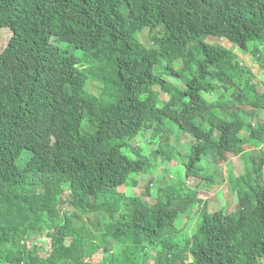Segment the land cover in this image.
Instances as JSON below:
<instances>
[{"label": "trees", "instance_id": "trees-1", "mask_svg": "<svg viewBox=\"0 0 264 264\" xmlns=\"http://www.w3.org/2000/svg\"><path fill=\"white\" fill-rule=\"evenodd\" d=\"M1 27L0 264H264V0H0ZM204 36L251 45L262 91ZM167 124L195 143L151 189L176 156ZM228 156L235 209L207 212L185 182ZM43 232L47 249L16 238Z\"/></svg>", "mask_w": 264, "mask_h": 264}, {"label": "rangeland", "instance_id": "rangeland-1", "mask_svg": "<svg viewBox=\"0 0 264 264\" xmlns=\"http://www.w3.org/2000/svg\"><path fill=\"white\" fill-rule=\"evenodd\" d=\"M11 35V30L6 27L0 28V51L4 49L7 44V41ZM201 41L207 42L209 44H215L218 46H224L230 49L237 56L238 62L242 66L248 67L254 74V81L258 83V88L262 91V86L260 84L261 64L255 60L251 54L250 49L251 45H248L247 49H240L234 43L229 42L228 40L212 37V36H204L201 38ZM165 77L174 81L173 77L170 75H165ZM166 99V96L162 93L160 94V100L158 105L162 104V101ZM257 115L260 116V120H264V111H256ZM254 123V121H253ZM169 128V139L173 144V147L176 148V152L174 158H172L170 163H164L155 171L153 182L150 185L151 189H155L156 187H160L165 183H168L170 179L181 178L184 171V163L186 162V156L190 151L191 146L195 143L193 139H191L188 135H179L175 126L166 125ZM151 136L149 132H145L144 135H139L135 138L134 144L137 147H142L144 152H148L155 148L156 144L151 143ZM158 142V138L155 139V143ZM264 154V145L258 144ZM208 159H211L210 157ZM206 159H202L201 162L196 166L194 176L188 177L187 182L185 184L189 187L195 188L198 191V197L207 203V212H212L217 207H224L226 212H231L235 209V201L236 195L230 186L229 177L238 176L244 173V162L243 159L236 156H228L227 159L222 161L221 163L216 162L215 165L206 162ZM210 176L211 179L209 178ZM137 185H134L133 191L137 195L140 192V189L143 188L144 185V177L141 175L136 177ZM210 179V181H209ZM217 179H222L221 184L216 185ZM216 187V188H215ZM215 188V189H214ZM149 201V199H147ZM66 212H70V209H65ZM201 208L195 207L193 209V213L191 218L180 217L178 227L183 229V233L188 236L194 231L197 222L199 221ZM16 238L21 239L22 242H27L28 246L34 244L43 245L46 249L49 247L48 238L45 235V232L30 236H20L17 235ZM101 258V253L97 252L95 256V260L98 261Z\"/></svg>", "mask_w": 264, "mask_h": 264}]
</instances>
